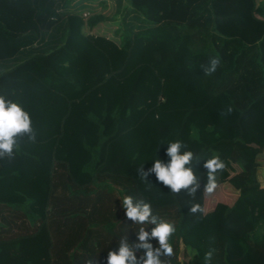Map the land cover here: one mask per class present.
<instances>
[{
	"label": "trees",
	"instance_id": "16d2710c",
	"mask_svg": "<svg viewBox=\"0 0 264 264\" xmlns=\"http://www.w3.org/2000/svg\"><path fill=\"white\" fill-rule=\"evenodd\" d=\"M28 6L9 26L0 12V95L32 126L0 156V246L45 229L48 264H107L122 241L134 264L149 250L160 264H264V138L244 142L243 118L264 96V0ZM177 139L196 179L173 191L152 165ZM213 156L225 167L208 192ZM125 195L149 206L144 221Z\"/></svg>",
	"mask_w": 264,
	"mask_h": 264
},
{
	"label": "clouds",
	"instance_id": "9594fccd",
	"mask_svg": "<svg viewBox=\"0 0 264 264\" xmlns=\"http://www.w3.org/2000/svg\"><path fill=\"white\" fill-rule=\"evenodd\" d=\"M217 64L218 57H212L207 71L209 73L215 71ZM22 132L26 134L32 133L30 114L17 101L0 95V156L13 154V149L17 143L16 137ZM181 147L182 143L178 139L169 142L167 147V154L171 157L169 163L165 165L157 159L152 165V170L156 173L157 178L170 185L173 191L192 185L196 179L193 170L190 167H185L193 153L187 150L181 152ZM205 166L209 169L206 191L212 192L217 186L215 173L217 170L223 169L225 165L219 157L213 156L207 160ZM190 191L194 192L195 189L192 188ZM122 203L126 209V216L133 220L144 221L149 215L150 209L147 204L143 205V207L134 206L132 198L126 195L123 196ZM199 208V204H193L192 211L195 212ZM172 232H174V229L169 223L158 224L152 230V235L159 237L166 253L172 252L170 244L165 242L168 234ZM147 236L148 232L141 229L139 240L144 241ZM142 247L150 249V245L147 243H144ZM146 256L147 259L144 264H160L151 250L146 253ZM135 260L136 257L133 255L132 250L123 241L117 251H112L111 249L107 251V264H134ZM89 264H91V261H89Z\"/></svg>",
	"mask_w": 264,
	"mask_h": 264
},
{
	"label": "rangeland",
	"instance_id": "374dc122",
	"mask_svg": "<svg viewBox=\"0 0 264 264\" xmlns=\"http://www.w3.org/2000/svg\"><path fill=\"white\" fill-rule=\"evenodd\" d=\"M0 2H3L0 5V12L4 15L2 20L7 25V22L13 24L15 18L19 21H27L23 16L29 12V0H0ZM243 118L244 142H262L264 138V96L246 110ZM261 197L264 198V194ZM47 245L48 236L45 229H42L35 237L2 244L0 264H48Z\"/></svg>",
	"mask_w": 264,
	"mask_h": 264
}]
</instances>
